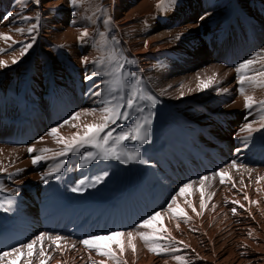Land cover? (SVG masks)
<instances>
[{
  "label": "bare ground",
  "instance_id": "6f19581e",
  "mask_svg": "<svg viewBox=\"0 0 264 264\" xmlns=\"http://www.w3.org/2000/svg\"><path fill=\"white\" fill-rule=\"evenodd\" d=\"M90 2L99 5L100 13L93 14ZM158 5L160 0H78L75 7L69 0H0V61L7 63L0 65V187L14 195L0 203L10 208L21 229V244L46 233L41 229L44 217L70 196V215L76 211L73 223L82 217L89 226L85 238L121 232L116 239L125 245L120 252L114 241H102L116 253L115 258L102 256L74 238V227L63 226L49 234L60 240L45 237L34 245L32 256L25 248L19 259L12 254L0 264H264V105L246 108L238 83L241 73L236 71L243 61L254 60L247 74L264 81L258 75L264 72V0H174L170 6ZM104 10L112 18L109 37L119 41L117 51L137 61L126 68L139 73L158 100L151 107L143 102V113L133 109L129 120L109 125L115 137L152 113L149 142L107 145L121 153L139 151L140 157L128 163L123 154L120 160L103 159L101 150L90 144L66 150L58 142L83 135L85 125L101 122V112L87 110L102 106L106 77H86L96 71L92 61L104 54L95 43L97 33L106 29ZM37 12L38 27L29 32L36 21L23 17ZM85 28L89 37L81 42ZM27 44L32 46L21 55ZM85 57L87 64L82 63ZM209 79L212 86L202 89L200 82ZM243 87L247 95L264 101V87ZM225 88L227 92L219 91ZM246 124L258 129L247 140ZM53 128L58 129L56 136ZM19 132L21 143H13ZM32 147L36 151L29 152ZM61 151L66 154L59 156ZM87 152L96 158L85 160ZM37 155L45 159L33 164ZM61 161L63 167L52 171ZM208 166L213 171L203 173L202 167ZM121 170L126 172L119 178ZM61 177L64 182L59 184ZM203 177L207 179L201 182ZM185 184L191 187L181 194ZM74 187L81 190L73 192ZM120 198L119 211L130 207L134 213L133 223L124 227L109 224L110 210L102 204ZM169 204L176 211L169 210ZM155 212L161 217L151 228L138 227ZM161 227L167 232H159L153 246L168 251L157 254L138 234Z\"/></svg>",
  "mask_w": 264,
  "mask_h": 264
},
{
  "label": "snow or ice",
  "instance_id": "6c2138e0",
  "mask_svg": "<svg viewBox=\"0 0 264 264\" xmlns=\"http://www.w3.org/2000/svg\"><path fill=\"white\" fill-rule=\"evenodd\" d=\"M72 6L78 5V0H69ZM174 0H160V5L158 7H164L165 5H171ZM36 3L39 4V0H36ZM104 14L106 18L103 20V24L106 29H109L112 25V18L110 15H107V10H104ZM11 15V14H9ZM23 19L31 20L34 19L36 22L31 25L28 29L29 32L34 31L39 24L40 13L37 12L35 17H23ZM91 19V18H89ZM92 23L95 24L96 21L92 20ZM17 31L23 32L24 29H17ZM98 39L95 40L97 50H103L104 54L93 60L92 63L96 66V71H94L91 75L87 76L86 79H93L94 76H104L106 79L102 81V84L105 86L103 91L106 93L103 100L100 101L101 107L98 109H90L87 110L90 113H96L97 111L102 113L101 122L100 123H92L85 125V131L83 135L80 133H76L70 140L65 141L63 137L59 138L58 142L64 143L66 145V150H74V148L81 144H90L92 147L100 149L103 159H121V155L123 154L127 158L123 160L124 163H128L130 160H135L140 157L139 151L128 152L126 149L121 152H117L115 147L109 149L107 145H109L110 141L114 145H120L122 141L132 140L138 141L141 144L149 142V126L152 123L151 116L152 113L149 112L147 115H143L137 118L132 127L127 130H122L115 137L113 136V129L109 127L110 124L116 123L118 120H129L131 116V110L135 109L136 112L143 113L144 106L143 102H147L148 106H154L158 103L157 98L151 94V92L144 86L142 77L139 73L130 71L126 68V65H132L137 63L135 59H130L124 55L123 50L117 51L116 45L119 41L116 37H109L107 31L106 32H98ZM89 37V32L87 28L81 33L79 39L81 42L85 40V38ZM179 38V37H177ZM5 40L10 39L8 36H4ZM35 37H33V41ZM32 45L27 44L24 46V49L21 51V55L30 48ZM16 61L13 60V63ZM82 63H89L88 58L85 57L82 60ZM254 64V60H245L243 61L238 68L236 69L237 73H241L239 76L238 83L241 85L240 92L245 95V106L248 109H252L255 105H264V101H257L253 96L246 94V89L243 87L246 83L250 85H254L257 87H264V81H258L255 76H249L247 74V70H249L250 66ZM0 65L7 66V63L4 61H0ZM260 77H264V72L258 73ZM212 79H209L207 82L201 81L200 87L208 88L212 86ZM220 92H227L228 89H220ZM79 113L73 117V119L78 118ZM69 123V121L65 120L64 124ZM264 127V125H262ZM244 128L248 131L249 136L244 137V139H249L250 134L258 129H253L251 124H246ZM244 130V129H242ZM58 132L57 128L51 129V134L56 136ZM103 134V135H101ZM29 152H34L36 149L34 147L28 149ZM47 151V150H45ZM111 152V155H109ZM65 151H61L58 153L59 156L65 155ZM96 158L93 152H87L84 154L85 160H90ZM45 159L43 155H37L33 158L32 163L37 164L41 160ZM144 162V161H140ZM233 165H235V161H233ZM83 166V165H82ZM63 167V162L58 163L52 171L58 172L60 168ZM107 175V173H105ZM220 175L223 177L224 173L221 172ZM207 177L201 178V182L206 180ZM100 180V177H97V181ZM46 182V181H45ZM223 182V180H221ZM84 181H80V184H83ZM191 187L190 184H185L180 188L179 192L183 194L187 189ZM2 190V187H0ZM73 192L80 191L79 187H74L71 189ZM11 202H9L10 204ZM173 203H175V198H173ZM238 203V202H237ZM203 202L201 203V207H203ZM243 207V205H241ZM169 210L176 211V209L172 208V205L169 204ZM0 209H4L5 211L10 210V208H4V205L0 203ZM193 211H196L193 208ZM233 213L236 212V209H232ZM179 214L181 216H187V213L183 209H179ZM199 214V213H197ZM161 217V212H155L154 214L148 216L144 219L138 227L140 228H151L153 225V221H157L158 218ZM179 227V225H177ZM167 232V229L161 227L159 229H154L152 232H140L138 235L140 239H142L146 245L149 247V250L152 252H156L159 254L163 251H168V249L161 248L159 245L153 246L155 241L159 238V232ZM124 233L121 232H110L106 236L94 235L88 236L87 238L81 240L80 242L87 246L89 249H95L100 255L107 256L110 258H115L116 253L112 251V249L108 246L102 244V241L112 240L115 244L118 245L119 251H125V245L122 241L116 239L117 237L123 236ZM170 236V233H168ZM127 236L130 240L134 239L133 233L128 232ZM47 237L50 240L56 241L60 240L61 237L57 236L53 239L48 233H41L36 239L32 240L28 244H21L18 248L11 249L10 252H4L0 254V260L4 259L7 256L12 254L17 255V259L21 254L22 249H27V255H33V248L37 241L43 242V240ZM74 247V246H73ZM132 251L135 252L136 246L135 244H131ZM174 251V249H173ZM39 254L44 256L45 253L43 248L41 247ZM175 259L182 261V257L176 256ZM11 264V262H10ZM41 264H44V261H41ZM100 264H104L103 261Z\"/></svg>",
  "mask_w": 264,
  "mask_h": 264
},
{
  "label": "rangeland",
  "instance_id": "374dc122",
  "mask_svg": "<svg viewBox=\"0 0 264 264\" xmlns=\"http://www.w3.org/2000/svg\"><path fill=\"white\" fill-rule=\"evenodd\" d=\"M90 6H91V8H92V12H93V14L94 15H97L98 13H100V9L98 8L99 7V5L97 4H94L93 2H90V4H89ZM102 13V12H101ZM107 31V33H108V36H109V34H110V29H103L102 30V32H106Z\"/></svg>",
  "mask_w": 264,
  "mask_h": 264
}]
</instances>
